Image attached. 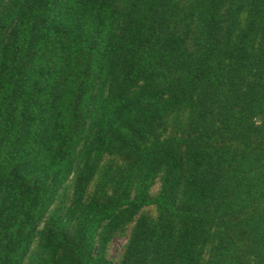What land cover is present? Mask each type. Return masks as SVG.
<instances>
[{
  "label": "trees",
  "instance_id": "1",
  "mask_svg": "<svg viewBox=\"0 0 264 264\" xmlns=\"http://www.w3.org/2000/svg\"><path fill=\"white\" fill-rule=\"evenodd\" d=\"M0 264H264V0H0Z\"/></svg>",
  "mask_w": 264,
  "mask_h": 264
},
{
  "label": "rangeland",
  "instance_id": "2",
  "mask_svg": "<svg viewBox=\"0 0 264 264\" xmlns=\"http://www.w3.org/2000/svg\"><path fill=\"white\" fill-rule=\"evenodd\" d=\"M123 238L120 237H113L110 241V244L108 246L107 254L111 258H115L121 248V245L123 243Z\"/></svg>",
  "mask_w": 264,
  "mask_h": 264
}]
</instances>
